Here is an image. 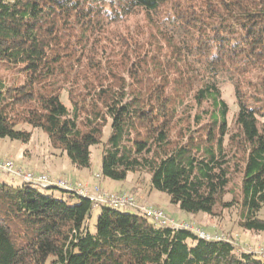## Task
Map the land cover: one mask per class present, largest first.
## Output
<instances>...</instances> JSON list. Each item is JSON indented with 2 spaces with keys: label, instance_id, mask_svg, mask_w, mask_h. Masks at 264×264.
I'll use <instances>...</instances> for the list:
<instances>
[{
  "label": "trees",
  "instance_id": "1",
  "mask_svg": "<svg viewBox=\"0 0 264 264\" xmlns=\"http://www.w3.org/2000/svg\"><path fill=\"white\" fill-rule=\"evenodd\" d=\"M36 130L79 170L102 145L103 181L143 173L187 217L237 208L264 234V0H0V138ZM18 181L0 180V264H264L109 205L93 233L90 199Z\"/></svg>",
  "mask_w": 264,
  "mask_h": 264
},
{
  "label": "rangeland",
  "instance_id": "2",
  "mask_svg": "<svg viewBox=\"0 0 264 264\" xmlns=\"http://www.w3.org/2000/svg\"><path fill=\"white\" fill-rule=\"evenodd\" d=\"M223 95L226 102L231 108L230 121L237 113V105L233 95L231 87H224ZM111 135V127L107 126L104 134V141L107 142ZM104 156V148L102 145L93 147L91 149V168L85 170L77 169L69 159V157L62 151L55 150L45 133L40 130H36L33 134V138L30 143H23L20 141H12L10 139L0 138V162L13 161L17 167H22L26 170L37 172L40 174L57 175L56 178L64 180H70L79 188L85 187L83 185L84 180H79V175L83 174L86 179L93 177L94 179L101 181L99 175L102 171V160ZM36 169V170H34ZM44 171V172H43ZM83 172V173H81ZM54 178V177H53ZM54 178V179H56ZM0 180H5L9 184L19 185L21 182L18 180H12L10 175L6 173H0ZM94 181V180H93ZM103 181V180H102ZM117 188L123 190L125 193L133 196L138 205H144L143 207H156L163 209L172 218L177 219L183 214L178 207L171 204L170 198L167 194L155 191L151 187V179L146 174H130L128 179L123 183H116ZM100 187V186H96ZM90 191L95 193V188ZM41 192L51 194L55 193L59 196V191L40 189ZM108 192V191H107ZM240 192V178L235 177L231 187L230 193L227 196V200L236 198ZM112 207V206H110ZM114 208V207H112ZM132 215H139L145 217V215L133 208H114ZM102 207L96 206L92 212V216L89 220L91 232H95V225ZM215 216H208L200 214L196 217H188L185 222H191L203 230L211 233H217L225 237L230 241L237 253H256L260 248H264V234H254L246 232L239 227V209H218ZM186 216V215H185ZM259 218L264 220V208L259 213ZM182 221V220H181Z\"/></svg>",
  "mask_w": 264,
  "mask_h": 264
},
{
  "label": "built area",
  "instance_id": "3",
  "mask_svg": "<svg viewBox=\"0 0 264 264\" xmlns=\"http://www.w3.org/2000/svg\"><path fill=\"white\" fill-rule=\"evenodd\" d=\"M0 173H6L13 179L21 180L27 184H33L44 188L58 187L65 191H75L87 197L96 205H109L114 208H139L145 217L151 219L161 227L172 228L174 230H187L194 233L199 238L210 242L231 243L225 237L217 233L207 232L191 222L177 221L160 208L138 207L135 198L129 194H110L100 187H96L95 193H91L84 187L79 188L80 186L70 180L61 178L54 179L47 174H40L22 167H17L11 160L0 162ZM256 253L264 258V248H260Z\"/></svg>",
  "mask_w": 264,
  "mask_h": 264
},
{
  "label": "crops",
  "instance_id": "4",
  "mask_svg": "<svg viewBox=\"0 0 264 264\" xmlns=\"http://www.w3.org/2000/svg\"><path fill=\"white\" fill-rule=\"evenodd\" d=\"M7 160H9V159H7ZM34 170H36V169H34ZM37 172H39V171L37 170ZM81 173H83V172H81ZM49 175L54 177V178L57 177V175L55 176V175L50 174V173H49ZM79 176H80L79 180H84V182H83V185L85 186L84 188H86L89 191H92L94 189V187H96V186H100L103 190H106V191H108L110 193H122L123 192V190L117 188L118 187L117 184H115L113 182H110V181H102V180L99 181V180H96V179H94V175H93V177L91 176V178H88V179H86V177L83 174H80ZM143 206L142 205H138V207H143ZM154 208H156V207H154ZM187 219H188V217L185 216V214H181V216L179 218H177L176 220L185 221Z\"/></svg>",
  "mask_w": 264,
  "mask_h": 264
},
{
  "label": "bare ground",
  "instance_id": "5",
  "mask_svg": "<svg viewBox=\"0 0 264 264\" xmlns=\"http://www.w3.org/2000/svg\"><path fill=\"white\" fill-rule=\"evenodd\" d=\"M198 226V225H197Z\"/></svg>",
  "mask_w": 264,
  "mask_h": 264
}]
</instances>
